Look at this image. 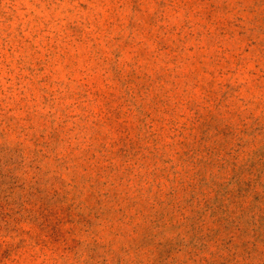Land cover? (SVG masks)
Wrapping results in <instances>:
<instances>
[{
    "label": "rangeland",
    "instance_id": "1",
    "mask_svg": "<svg viewBox=\"0 0 264 264\" xmlns=\"http://www.w3.org/2000/svg\"><path fill=\"white\" fill-rule=\"evenodd\" d=\"M0 264H264V0H0Z\"/></svg>",
    "mask_w": 264,
    "mask_h": 264
}]
</instances>
